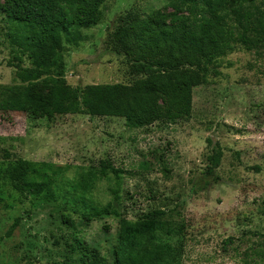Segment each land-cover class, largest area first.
<instances>
[{
    "label": "rangeland",
    "instance_id": "obj_1",
    "mask_svg": "<svg viewBox=\"0 0 264 264\" xmlns=\"http://www.w3.org/2000/svg\"><path fill=\"white\" fill-rule=\"evenodd\" d=\"M93 25L64 37L70 87L132 84L122 57L105 49L120 14L136 10L168 22L185 15L172 0H88ZM0 0V87L21 85L9 67L17 54ZM219 60V77L193 91L192 113L177 125L133 129L124 119L0 111V264H79L75 236L114 263L120 221L163 211L159 243L184 247L181 264H264V50L241 44ZM23 64L31 62L24 56ZM37 92L49 88L39 83ZM213 181L205 176L217 146ZM61 169L57 198L24 197L8 171L17 160ZM118 169L91 184L85 202L74 189L102 163ZM211 185L204 189V181ZM110 207L108 216L92 207ZM19 226L8 236L16 219Z\"/></svg>",
    "mask_w": 264,
    "mask_h": 264
},
{
    "label": "trees",
    "instance_id": "obj_2",
    "mask_svg": "<svg viewBox=\"0 0 264 264\" xmlns=\"http://www.w3.org/2000/svg\"><path fill=\"white\" fill-rule=\"evenodd\" d=\"M2 7L9 24V39L17 54L9 67L21 85L0 87V111L31 115L84 114L91 118L124 119L133 129L155 124L177 125L190 118L193 91L221 75L219 60L241 44L247 51L264 50V0H172L171 6L185 10L172 23L136 10L120 14L108 33L105 49L122 57L132 84L89 85L73 88L65 81L64 37L73 30L93 25L96 10L88 0H5ZM26 56L31 64L24 66ZM49 88L47 96L37 92L39 83ZM223 150L218 145L210 156L205 176L213 181ZM109 172L119 177L110 163L100 173L90 172L75 183L81 203L91 184ZM61 169L47 163L19 159L8 171L15 191L24 197L57 198ZM211 181H204V189ZM95 217L115 214L110 207H92ZM163 211H154L138 221H120L113 264H181L184 247L159 243L164 228ZM16 219L8 236L19 226ZM70 248L79 264H108L97 249L75 236Z\"/></svg>",
    "mask_w": 264,
    "mask_h": 264
}]
</instances>
